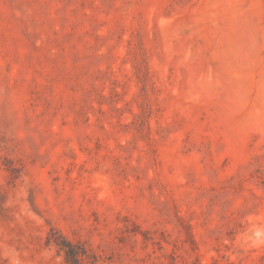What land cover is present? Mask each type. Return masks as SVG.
Here are the masks:
<instances>
[{"label":"rangeland","instance_id":"1","mask_svg":"<svg viewBox=\"0 0 264 264\" xmlns=\"http://www.w3.org/2000/svg\"><path fill=\"white\" fill-rule=\"evenodd\" d=\"M0 264H264V0H0Z\"/></svg>","mask_w":264,"mask_h":264},{"label":"trees","instance_id":"2","mask_svg":"<svg viewBox=\"0 0 264 264\" xmlns=\"http://www.w3.org/2000/svg\"><path fill=\"white\" fill-rule=\"evenodd\" d=\"M78 259V258H77Z\"/></svg>","mask_w":264,"mask_h":264}]
</instances>
